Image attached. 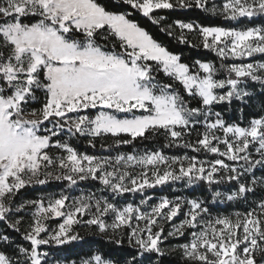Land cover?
I'll list each match as a JSON object with an SVG mask.
<instances>
[{"label":"snow or ice","instance_id":"1","mask_svg":"<svg viewBox=\"0 0 264 264\" xmlns=\"http://www.w3.org/2000/svg\"><path fill=\"white\" fill-rule=\"evenodd\" d=\"M125 2L144 16L155 9L193 4L206 8L208 4V0ZM221 10L234 20L264 17V0H226ZM211 11H217L214 5ZM177 23L180 29L198 31L203 47L217 50L222 58L264 53V27L236 30ZM98 35L104 40L111 35L115 42L101 45ZM180 40L187 42L183 35ZM150 62H155V69ZM227 70L229 76L218 79L214 65L197 61L196 71H192L146 30L101 0H0V221L19 232L23 209L37 206L24 233L29 247L13 248L10 236L0 235L5 246L0 249V264H44L47 253L41 252V246L64 243L62 238L76 239V235L69 236L72 226L89 212L92 215L86 224L106 231L109 226L103 218L111 213V228H128L129 244L139 249L140 255H163L158 246L165 232L161 222H171L182 212L180 202L167 198L153 206L150 214L132 205L119 208L107 199L93 202L92 196L73 201L70 210L66 209L67 195L47 204L43 200L17 204L20 190L33 182L43 185L54 179L76 185L78 181L99 180L113 193L141 191L184 178L189 184L199 180L212 188L230 185L231 194L215 191L213 202L246 198L258 186L264 191V177L250 176L256 165L264 167V116L242 127L227 124L213 111L216 104L225 101L250 100L251 94L241 84L250 80L264 85V63H233ZM158 72L179 83L187 97L198 98L197 106H189L174 83L158 81ZM37 92L44 94L43 104L28 110ZM89 109L100 111L94 116L79 115ZM213 116L215 119H210ZM46 121L52 126L45 125ZM200 125L203 133L198 132ZM218 131L222 135H217ZM193 132L198 136L194 145L184 139ZM104 135L115 138L116 145L164 135L170 138L169 147L184 140L183 146L197 152L245 161L249 166L238 168L220 158H169L158 150L97 158L79 153L68 142L73 137ZM125 135L130 139L122 138ZM232 182L235 192H231ZM187 203L184 218L167 233L184 236L187 232L190 236V241L181 245L185 264H264V198L245 213L215 218L206 201ZM51 216L65 217L58 230H50L44 223ZM41 233L50 234L44 238ZM93 262L113 264L100 255L82 264ZM128 264L141 262L133 255Z\"/></svg>","mask_w":264,"mask_h":264},{"label":"trees","instance_id":"2","mask_svg":"<svg viewBox=\"0 0 264 264\" xmlns=\"http://www.w3.org/2000/svg\"><path fill=\"white\" fill-rule=\"evenodd\" d=\"M101 2L107 4L111 10L116 11L119 14H125L130 21L146 30L156 42L164 46L169 52L178 55L180 57V62L189 65L192 71H196L197 61L202 63H212L219 70H221L224 76L228 77L225 69V63L227 61L224 58L220 57L217 52L203 47V40L201 36L195 37L188 31H181L179 27L175 25L176 22H182L192 23L194 26L201 27L229 26L231 20L225 19L221 16V14L211 11L212 2L210 0H208L206 8H199L193 4L192 7L159 9L153 11L149 16H144L141 11L132 8L125 2V0H101ZM171 2L175 4L176 0H171ZM189 2H191V0H189ZM181 35L187 38V42H182L180 40ZM97 42L101 45H106V43L104 41H100L98 37ZM259 59L264 61V55L259 57ZM221 65H224V67H221ZM156 79L161 83H174L168 77H164L162 73L156 74ZM246 85L252 92L251 99L248 100L247 103L235 100L230 104L225 103L217 106L218 110L225 113L226 118H229L232 122L245 123L251 119L264 116V85H261L258 81L250 80H246ZM174 87L176 90L180 91L181 94L186 96V93H184L181 85L174 83ZM186 98L189 101V106H197V100L192 99L191 101V97L187 96ZM43 101L44 94L42 92H37V99L29 102L28 104V107H30L29 110L33 108L39 109L42 106ZM90 112L94 113L92 110H90ZM193 133L190 136L187 134L185 136V139H187L191 144L194 143L192 139ZM122 138L130 139V137L126 135ZM114 139L115 138L109 135L93 139L96 142L101 141L102 145H104L102 148H99V143L91 144L89 143V139L86 137H73L72 145L79 150V152L110 153L114 150ZM169 139L170 138L163 135L149 136L148 139L137 138L130 144L118 145L119 147H117V149L124 151V153L133 152L135 149L153 151L156 149H163L178 155L191 154L208 159L216 158V156L203 151L197 152L193 147L183 146L184 141L176 147H174V145L169 147ZM60 186H63V184ZM211 188L212 187H208L207 189L201 188L200 191L192 189L187 191V193L192 197H194L197 192L205 195L210 192ZM57 190L58 189L55 184L42 186L37 185L35 187L31 186L20 190L17 200H19V202L23 201L22 203L24 204L28 201H35L47 196L55 197ZM32 214L33 212L32 210H29V208L25 207L23 209V224L19 232L8 228L5 222L0 221V235H9L13 242V248L20 246L29 247L30 242L24 238L26 230L24 224L28 219L32 222ZM74 228L76 230L75 233L77 234L75 241L59 247L47 246L44 248L41 247L40 249H44L46 251L50 250L61 260L63 264H79L83 260L93 257L95 253L100 254L101 257L105 259L114 261L116 264H124V262L127 263V260L132 258L133 255L136 256V260L138 258L139 251L132 249L129 245H127L126 240H106L103 236H99L97 231L98 227L96 225L92 227L90 232L87 231L88 233L83 231L84 228L82 226H75ZM3 247L5 246L2 242H0V249ZM145 259L148 262L151 261L153 264H185V261L177 253L167 255L153 253L152 255L145 257Z\"/></svg>","mask_w":264,"mask_h":264},{"label":"rangeland","instance_id":"3","mask_svg":"<svg viewBox=\"0 0 264 264\" xmlns=\"http://www.w3.org/2000/svg\"><path fill=\"white\" fill-rule=\"evenodd\" d=\"M212 2L211 4V9L213 7V5L216 7L217 11L216 13L221 14V16H223L225 19L231 20V23L229 24V26L227 27H221V28H225V29H236V30H244L247 28H254V27H264V17L261 16H255L252 18H238V19H230V18H226L225 15L223 14L222 10H221V6L223 5V3L226 2V0H210ZM159 10V9H155L154 11ZM252 21V22H251ZM182 23V22H181ZM175 25H177V27H179V24L176 22ZM201 27V26H196ZM180 29V28H179ZM181 31H188L189 33H192L193 36L198 37L200 36L198 31H189L187 29H180ZM103 31V30H102ZM105 35H108V33H105ZM98 39L100 41H104L106 43V45H111L112 43L115 42V38L111 35L108 36L107 40L101 39L98 35ZM98 43V42H97ZM215 52L218 53L217 50L209 48ZM264 53H254L253 56L248 57V56H244V57H233V56H229L227 58H224L227 62L225 63V69L227 71V74L229 76L227 67L233 63L235 64H247V63H252L254 65L256 64H261L264 63L263 60H260L259 57L263 56ZM153 64V67L155 69V62H150ZM212 64V63H210ZM213 65V64H212ZM215 66V65H214ZM215 68L217 69V71L215 72V77L218 79H226L227 76H224L223 73L221 72V70H219L216 66ZM158 73H162V72H158ZM156 73V74H158ZM162 75L164 77H167L166 75H164L162 73ZM234 77V74H233ZM259 82V81H258ZM175 84H179V83H175ZM261 84V83H260ZM180 85V84H179ZM262 85V84H261ZM241 87L244 88L245 90H247L251 95L252 92L251 90L247 87L246 85V80L244 81V83L241 84ZM226 90V89H225ZM225 90H220L221 92L225 91ZM193 98H191L192 101ZM194 100H198L194 99ZM236 99H233V101H235ZM232 101V102H233ZM239 101V100H237ZM247 99L244 103H247ZM31 102V101H30ZM228 103L227 101L223 102V103H219L216 104L213 107V111L214 112H218L220 113L221 118L227 123V124H236V125H240L242 127H247L250 123V121H246L245 123H237V122H232L229 118H226L225 113L221 112L218 110L217 106L218 105H222ZM230 104V103H228ZM28 107V106H27ZM30 109V107H28V110ZM90 110L94 111V113H91ZM100 111V109H89L86 111H81L79 113V115H89V116H94L95 114H97V112ZM105 111H107L105 109ZM139 114V113H137ZM70 116L75 117L77 114H69ZM123 115V114H120ZM210 119H215V117H211ZM54 122V121H53ZM45 125H47L48 127H51L52 125L50 123H48L47 121L45 122ZM204 126L200 125L198 126V132L203 133L204 131ZM66 133V130H65ZM217 135H222V132H217ZM164 136V135H163ZM64 139H68L67 135L65 134ZM89 141L91 140V144H98L99 148H102V142L101 141H94L93 139L96 138H88ZM126 139V138H124ZM185 139V138H184ZM192 139L194 141L193 144H195L196 140L198 139L197 133L194 132ZM170 140V139H169ZM184 140H180V141H176L174 143H172V145H174V147H176L177 145H179L180 143H183ZM70 144H72L73 142V138L71 140L68 141ZM90 143V142H89ZM88 143V144H89ZM73 146V145H72ZM74 147V146H73ZM117 147H119L118 145H116L113 141V148L114 150L111 151L110 153H88V152H79V150H77L79 153L81 154H87L90 156H96L97 158H116L120 155H142L144 154L146 151H153V150H146V149H135L133 152H129V153H124V151L117 149ZM221 147H223V145H221ZM162 151L163 154L169 158L171 157H192L195 155H191V154H182V155H178L176 153H171L168 152L166 150L163 149H156L154 151ZM55 151V150H53ZM104 151V150H103ZM204 152V151H203ZM210 154V153H208ZM213 155V154H210ZM253 156L255 158H259V156L253 152ZM198 157V156H196ZM199 159L205 160V161H214L217 158L220 159H224L225 163L228 164H233L234 166L240 168L241 166L243 167H248V163L245 161H229L227 160V158L224 157H218L216 156L215 159H208V158H202V157H198ZM139 169H137L138 171ZM250 176H255L258 179L261 177H264V167L260 166V165H256L255 168L252 170V172L250 173ZM97 183V184H96ZM52 185L55 184L56 188L58 189L55 197H43L42 199H38L35 201H41L43 200L45 202V204L48 203L49 200L54 199V198H58L60 195H67L69 197V201L66 202V209L70 210L71 209V205L73 201L79 200L81 197L83 198H87L89 196L93 197V202L95 201V199H100V200H105L107 199L109 202L115 203L117 204V206L119 208H124L128 205H132L135 208L140 209V211L146 212V213H151V209L153 206H155L156 204H158L160 202V200H162L163 198H167L169 199L171 202L175 203V202H180L181 206H182V212L180 214H178L177 217L173 218V220L171 222H167V221H162L161 223L163 224V227L165 229L164 235H162L160 242L158 243L159 248L161 249V251L163 252V255H167V254H171V253H177L179 256H181V258L185 261V258L182 255V251H181V245L188 243L190 241V236H188L187 232L185 233L184 236H167V233L170 231H173V226L174 225H179V223L182 221V219L184 218L183 213L187 211L188 208V201H191L193 199L196 200H203L206 201L212 208V217L215 218L216 216H234L236 213H245L247 212L250 208L254 207L261 198H264V191H261L260 187H257V190L255 193H249L247 194L246 198H241V199H236V200H232V201H227L226 199H223L219 202H213L211 200V197H213L214 192L215 191H221L223 193H225V195L227 194H231L230 192H228V189L230 187V185L228 184H224V185H220L218 187L215 188H211L210 192L202 195L199 192H197V194L192 197L190 196L187 191L192 190V189H196L197 191H200V189H207L209 186L203 182V181H194L193 183L189 184L187 178L178 180V181H169L168 183L164 184V185H157L154 188H148L145 187V189L141 190V191H135V192H127V193H112V191L110 189L105 188V186L99 181V180H84V181H78V183L76 185H71L68 181H56L54 179L49 180L48 183L43 184V185ZM63 186H60L62 185ZM42 186L41 184H37L35 182H33L30 185H26L24 188L27 187H31V186ZM235 182H232V186H231V192H235ZM101 187V189H100ZM22 188V189H24ZM210 188V187H209ZM21 189V190H22ZM55 191V190H54ZM109 191V192H108ZM142 201L144 203H142ZM21 202V203H20ZM16 200V203L19 204H23V201ZM26 204V203H24ZM27 208H29V210H32L33 214H32V219H34V214L36 213V209L37 206L36 205H28ZM166 211V210H165ZM92 213L89 212L87 214H83L82 216L78 217V219H80V223L75 224L72 226V230L69 233V236L72 235H76L75 233V226H82L84 228L83 231H88L90 232L92 230V227L95 225H88L86 224L84 221L88 220L91 218ZM65 217H55V216H51L49 217L47 220L44 221V223L46 224V226L50 229V230H58V225L60 223H62L64 221ZM106 222V224L109 226L107 228L106 231H100L99 228H97L98 230V235L99 236H103L106 240H119V241H127V245H129L132 249H135L137 251H139L138 254V258L137 261H140L141 264L145 263V264H153L151 261H147L145 259V257H148L150 255H152L155 252H150V253H144L143 255H140V250L137 248H133L130 244H129V232L130 230L126 227H122L119 229H113L111 228V224L113 223V218H112V214L110 213L108 216L103 218ZM135 223V221H133ZM30 219H28L25 224L24 227L27 229L28 225L30 224ZM143 221H140L141 226H143ZM155 231V229H154ZM87 232V233H88ZM50 233L46 234V233H41V237L47 238V235H49ZM167 236V238L165 239L164 237ZM65 240L64 243L61 244H57L55 242H51L47 245H42L41 247H47V246H62L64 244H69L73 241H75V239H66V238H62ZM22 247V246H20ZM42 253H47V256L45 258V264H63L61 262V260L59 258H57V256L51 252L50 250H44V249H40ZM159 254V253H157ZM96 255H100L98 253H95L94 256ZM161 255V254H160ZM93 256V257H94ZM101 256V255H100ZM93 257L91 258H87L83 261H91L93 259ZM103 258V257H102ZM105 259V258H104ZM106 261H111L113 262V264H116L114 261L109 260V259H105ZM132 258L127 260V263L124 262V264H128L129 261H131ZM82 261V262H83ZM79 263V264H82ZM148 262V263H147ZM94 264V262H93Z\"/></svg>","mask_w":264,"mask_h":264}]
</instances>
